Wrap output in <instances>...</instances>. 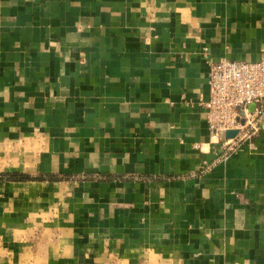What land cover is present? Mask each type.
Returning <instances> with one entry per match:
<instances>
[{"label": "crops", "instance_id": "crops-1", "mask_svg": "<svg viewBox=\"0 0 264 264\" xmlns=\"http://www.w3.org/2000/svg\"><path fill=\"white\" fill-rule=\"evenodd\" d=\"M203 48L257 61L264 0H0V264H264V123L223 154Z\"/></svg>", "mask_w": 264, "mask_h": 264}, {"label": "built area", "instance_id": "built-area-1", "mask_svg": "<svg viewBox=\"0 0 264 264\" xmlns=\"http://www.w3.org/2000/svg\"><path fill=\"white\" fill-rule=\"evenodd\" d=\"M207 53V48H203L201 56L208 66L204 117L214 137H225L227 131L237 132L234 138H225L221 143L223 154H227L243 140L256 137L264 123V53L250 62H213Z\"/></svg>", "mask_w": 264, "mask_h": 264}, {"label": "water", "instance_id": "water-1", "mask_svg": "<svg viewBox=\"0 0 264 264\" xmlns=\"http://www.w3.org/2000/svg\"><path fill=\"white\" fill-rule=\"evenodd\" d=\"M254 106L250 107V110H253ZM237 132L236 131H227L225 133V138L229 139V138H234L236 136Z\"/></svg>", "mask_w": 264, "mask_h": 264}, {"label": "trees", "instance_id": "trees-1", "mask_svg": "<svg viewBox=\"0 0 264 264\" xmlns=\"http://www.w3.org/2000/svg\"><path fill=\"white\" fill-rule=\"evenodd\" d=\"M17 179L22 181V180L29 179V177H25V176L19 175Z\"/></svg>", "mask_w": 264, "mask_h": 264}, {"label": "rangeland", "instance_id": "rangeland-1", "mask_svg": "<svg viewBox=\"0 0 264 264\" xmlns=\"http://www.w3.org/2000/svg\"><path fill=\"white\" fill-rule=\"evenodd\" d=\"M15 174H17V175H15ZM15 174H9V175H13V176H10V177H14V176L18 177L19 175H22V176H25V177H29L28 175H25V174H19V173H15Z\"/></svg>", "mask_w": 264, "mask_h": 264}]
</instances>
